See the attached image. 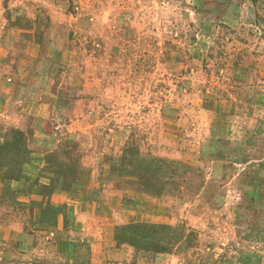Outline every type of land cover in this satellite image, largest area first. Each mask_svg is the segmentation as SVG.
Instances as JSON below:
<instances>
[{
    "label": "rangeland",
    "instance_id": "1",
    "mask_svg": "<svg viewBox=\"0 0 264 264\" xmlns=\"http://www.w3.org/2000/svg\"><path fill=\"white\" fill-rule=\"evenodd\" d=\"M6 102L110 153L140 264H264V0H0Z\"/></svg>",
    "mask_w": 264,
    "mask_h": 264
},
{
    "label": "crops",
    "instance_id": "2",
    "mask_svg": "<svg viewBox=\"0 0 264 264\" xmlns=\"http://www.w3.org/2000/svg\"><path fill=\"white\" fill-rule=\"evenodd\" d=\"M0 115V149L17 139L23 149L7 170L16 177L0 178V264H140L116 241L109 213L122 216L128 198L113 183L110 153L93 146L71 158L65 145L81 142L79 122L64 130L46 104L6 102Z\"/></svg>",
    "mask_w": 264,
    "mask_h": 264
},
{
    "label": "trees",
    "instance_id": "3",
    "mask_svg": "<svg viewBox=\"0 0 264 264\" xmlns=\"http://www.w3.org/2000/svg\"><path fill=\"white\" fill-rule=\"evenodd\" d=\"M14 138H16V137H18V138H20L19 137V135H15L14 134V136H13ZM20 143V140H18L17 139V143H14V146L12 147V150H10L11 152H15V154L17 155V156H20V152H22L21 150H19L17 147H15V146H17L18 144ZM11 147V145L9 146V145H6L5 147H3V151H6L7 152V150L9 149ZM23 157V155L21 156V158H20V160L21 161H23L24 160V158H22ZM13 159H14V157H13ZM20 160H19V162H20ZM18 162V163H19ZM16 163V162H15ZM15 166H17V164H15ZM138 225H141L140 223H137V222H134V223H131V224H129V225H127V226H124V227H121V228H125V229H127V227L130 229H135V226H138ZM143 225V224H142ZM144 227H145V225H144ZM119 230H120V228H118ZM123 232H124V230H123ZM128 240H131V239H135L136 237H138L137 239H141V240H147V237L145 236H138V234H134V233H130V232H128ZM121 237H123V236H121V235H118V233L116 232V241L118 242V244H120V245H128V246H130V247H133V248H135L136 250H137V248L138 247H136V246H138V245H136L135 244V242H134V244L132 243V242H127V243H120L119 242V239H122ZM136 239V240H137ZM138 251V250H137ZM153 251L154 252H156V253H165V252H169V251H167V250H165V249H162V248H153Z\"/></svg>",
    "mask_w": 264,
    "mask_h": 264
}]
</instances>
